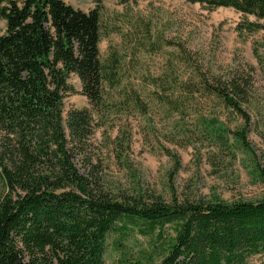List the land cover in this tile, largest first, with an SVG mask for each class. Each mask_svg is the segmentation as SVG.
<instances>
[{
	"label": "trees",
	"instance_id": "1",
	"mask_svg": "<svg viewBox=\"0 0 264 264\" xmlns=\"http://www.w3.org/2000/svg\"><path fill=\"white\" fill-rule=\"evenodd\" d=\"M92 1L84 12L61 0H0V264H103L111 237L120 246L121 240L153 235L159 246L150 264H247L264 254V198L225 202L178 194L171 182L180 160L167 149L166 200L140 182L126 188L105 175L90 142L97 125L93 113L101 118L114 106L106 102L104 85H119L120 74L117 59L99 60L100 0ZM182 1L206 12L228 8L251 16L254 21L244 19L236 30L264 32L258 22L264 0ZM165 44L178 48V57H167L164 72L141 81L154 88L153 102L166 119L178 115L182 121V141L166 139L183 147L196 133L203 136L214 149L206 157L212 170L221 160H233L237 148L252 152L244 133L257 132L264 110L255 68L238 63L216 72L179 43ZM252 56L264 72V56L256 48ZM177 65L188 73L181 76ZM70 75L91 110L64 113L63 99L73 93ZM212 101L243 124L241 132L231 133L235 148L221 134L194 131L195 122L205 126ZM118 104L143 115L149 110L130 85Z\"/></svg>",
	"mask_w": 264,
	"mask_h": 264
},
{
	"label": "rangeland",
	"instance_id": "2",
	"mask_svg": "<svg viewBox=\"0 0 264 264\" xmlns=\"http://www.w3.org/2000/svg\"><path fill=\"white\" fill-rule=\"evenodd\" d=\"M61 1L84 12L93 8L92 0ZM99 6V60L104 64L109 61V56L117 59L120 74L119 85L111 89L104 85L106 102L108 106H114H110L109 113L101 118L93 113L97 125L90 142L94 157L101 162L105 175L126 188H133L140 182L166 200L169 197L167 174L171 170V162L164 154V148L180 160L181 168L171 182L178 194L205 199L216 196L225 202L264 198V174L258 176L259 170L264 172V143L261 139L264 135V110L257 132L247 130L244 133V140L253 153L237 148L233 160H221V164H216L212 170L206 157L214 149L208 147L203 136L196 133V137L190 138V143L183 147L166 139L172 136L174 140L178 139V143L182 141L177 135L182 129V121L178 115L166 119L168 115L153 102L151 92L154 88L142 85L141 81V77H154L164 72L167 57H173L171 60L178 57L175 56L178 48L166 46L165 43L170 41L182 45L184 52L196 59L194 61L200 59L209 63L216 72L238 63L252 66L258 88L264 93V72L258 70L252 56V48H256L259 56H264V32L236 30V25L244 19L254 21V18L228 8L206 12L198 4H187L182 0H100ZM258 22L264 26V19ZM3 32L4 22L0 20V35ZM177 66L181 76L188 73L186 66ZM67 85L73 93L66 94L63 99L64 113L71 109L91 110L86 99L79 94L80 84L74 75L69 76ZM129 85L146 103L147 114L126 110L118 104L122 89ZM205 113L208 117L205 126L195 122L196 125L192 126L197 130L194 131L221 134L235 148L238 142L231 133L242 131L240 119L223 109L217 101H212ZM250 116L255 121V115L250 112ZM209 117L217 120L213 126H210ZM184 127V131L189 128ZM114 239L111 237L108 241L103 264L155 262L154 252L159 245L154 235L133 236L121 240L120 246L112 243ZM247 264H264V254L249 258Z\"/></svg>",
	"mask_w": 264,
	"mask_h": 264
}]
</instances>
